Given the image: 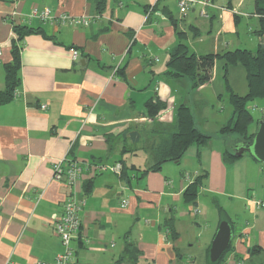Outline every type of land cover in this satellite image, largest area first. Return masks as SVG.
I'll return each instance as SVG.
<instances>
[{
	"label": "crops",
	"instance_id": "0c3cea01",
	"mask_svg": "<svg viewBox=\"0 0 264 264\" xmlns=\"http://www.w3.org/2000/svg\"><path fill=\"white\" fill-rule=\"evenodd\" d=\"M99 1L0 0V92L17 39L14 28L38 31L21 43L19 97L0 106V264L52 262L63 252L53 225L70 189L53 180L52 165L64 157L89 165L121 163L132 178L84 172L76 195L84 201L77 264H211L223 221L231 224L233 239L219 264H264V223L258 218L264 207L255 210L254 199L240 196L233 183L229 190V171L250 160L246 171L260 181L262 164L245 155L226 164L228 142L220 138L190 148L180 162L150 170L158 147L176 130L178 107L204 109L206 90L218 92L216 80L193 90L190 79L167 76L170 54L180 43L199 58L258 51L264 39L256 36L258 46L250 39V48H241L239 37L233 38L242 22L251 24L249 35L259 29L255 0H232V10L228 0H209L184 20L170 0H102L101 15ZM33 9L85 17L88 24L43 23L30 17ZM197 17L209 19L206 29ZM151 102L166 107L152 117ZM232 116L213 128L197 125L217 136ZM186 173L194 180L205 176L195 203L184 197L190 186ZM240 211H251L253 222ZM255 247L262 252L253 253Z\"/></svg>",
	"mask_w": 264,
	"mask_h": 264
},
{
	"label": "trees",
	"instance_id": "16d2710c",
	"mask_svg": "<svg viewBox=\"0 0 264 264\" xmlns=\"http://www.w3.org/2000/svg\"><path fill=\"white\" fill-rule=\"evenodd\" d=\"M231 1L228 0V8L232 10ZM104 8V1H99V15L103 13ZM255 15L259 18V29L254 34L262 40L264 39V0H255ZM235 17L238 21V16ZM14 32L17 39L13 41L12 61L5 65L6 88L0 92V106L6 105L14 100V93L19 89L22 81L20 76L22 66L21 43L26 35L38 31L34 29L32 31L25 27H15ZM217 62H222L227 82H229L230 70L234 68H243L247 78L248 92L245 96H240L233 92L228 84L233 116L228 124L220 129L218 135L219 138L225 139L228 142V146H230V148L227 146L223 154L224 162L226 164H233L241 158L235 155L234 147L236 144L249 141L254 135V133H251L250 127L255 123V118L248 109V104L256 100L264 101V48H262V45H259V50L256 52L248 49H237L222 54H209L199 58L191 54L185 44L180 43L170 54L166 75L175 78H188L192 82L193 90H196L211 82L213 78L212 71ZM165 107L166 105L163 103L158 102L154 104L151 102L148 103L147 108L150 115L155 117ZM175 123V132L170 134L168 139L164 140L158 147V162L150 170L160 171L162 166L167 162H180L190 148L197 147L201 149L214 139V137H217L205 134L199 129L192 109L186 105L178 107L175 114ZM253 160L256 161L255 159ZM126 174L127 169L123 165V176L128 181L132 180ZM136 175L133 174V178ZM204 177H198L185 191L184 197L187 203L196 202ZM230 248L220 261L211 264H219L230 251ZM261 251V247L252 249V252L255 254H259Z\"/></svg>",
	"mask_w": 264,
	"mask_h": 264
},
{
	"label": "rangeland",
	"instance_id": "374dc122",
	"mask_svg": "<svg viewBox=\"0 0 264 264\" xmlns=\"http://www.w3.org/2000/svg\"><path fill=\"white\" fill-rule=\"evenodd\" d=\"M243 10H246V9H243ZM174 11L179 16H181L179 13V10H176V8H174ZM203 17H201V18L197 17V20L201 25H204L203 28L206 29V26H208L210 24V22H209L208 18H203ZM185 18L186 17H181V20L182 19L184 20ZM235 25H236V23H235ZM250 25L251 24L247 21L242 22L241 25L238 26L237 31L234 32L233 38L236 39L237 37H239L240 42L242 43L241 48H250L249 47V46H251L250 39H252V43H254V45H256V46L259 45V40L256 37V35L255 34L249 35V33H248V27ZM237 32H238V35H237ZM205 52H211V51H205ZM73 55H74V53H73ZM212 75L214 78V79L212 78V80L213 81L216 80L215 90L218 92L215 93V95H214L212 90H209V91L206 90V92L204 93V95H205L204 100L207 103L206 104L207 107L204 109H201L199 107V110L197 108L193 107V111L196 114V117H197L196 122L198 121L199 126H202V124L203 125L209 124L213 128L214 126H216V124L218 122H220V119H222V120L224 119V122H225V120L230 115L232 116L233 108H232L231 103H230V97H229L230 94L228 93L229 92L228 91V89H229L228 84H229L230 88H232L233 92H235L236 94L241 95V96H243V94L247 93L245 90L247 89V91H248V86H247V78H246L245 70L241 67L237 68V69L234 68V69L230 70L229 82L226 81L227 79H226V76L224 73V67L221 64V62H217L215 64L213 71H212ZM220 96H221V98H220ZM248 109L252 112L253 117L255 118V123L250 127L251 133H254L257 131L258 122L262 121V119H263L264 101L263 100H256L254 102H250L248 104ZM200 111L201 112L203 111V113H201ZM212 136H215V135H212ZM219 139L220 138H218V135H217V137H214V139H212L211 141H216V140L219 141ZM228 147L230 148V146H228ZM191 151H193V150L191 149L189 153H192ZM250 158H251L250 155L245 154L243 159H250ZM243 161L244 162H241V164H238V166H236L234 171H232V170L229 171V183H230L229 190H231V188H232L231 183H233L235 192H237L240 196H249L250 198H253L254 200L252 199L253 200L252 203H253L254 209L260 210L264 207V177H262L261 180L258 181V177L256 174H251L249 169H247L249 172L246 171V168H250V167L245 166V163H249L250 160H248V162H245L247 160H243ZM256 165H259V164H256ZM262 167L264 169V164H262ZM113 174H115V173H113ZM122 175H123V170H122L121 176ZM53 180H54V178H53ZM251 181H253V185H249V183ZM258 202L261 203V206L259 208L255 204ZM219 204L220 205L225 204V200L220 198ZM210 212H209V214H210ZM212 212L214 213V216L219 215V213L216 212L215 210ZM239 214L242 217L247 218L248 220L253 222L254 217H253L251 211H249V212L247 211L244 214H243V212L240 211ZM258 216H259L258 218L261 219V222L264 223V216H262V214H258ZM244 218H243V220H244ZM257 223H260V221H258ZM235 229L237 231V228H235ZM263 257H264V255H263Z\"/></svg>",
	"mask_w": 264,
	"mask_h": 264
},
{
	"label": "built area",
	"instance_id": "2783aa9c",
	"mask_svg": "<svg viewBox=\"0 0 264 264\" xmlns=\"http://www.w3.org/2000/svg\"><path fill=\"white\" fill-rule=\"evenodd\" d=\"M158 2L161 0H157ZM176 3L179 13L182 17L187 14L197 5H209V0H170ZM205 15V13L203 12ZM31 18H38L43 23H60L65 26L77 27L79 25H87L88 21L85 17L73 18L67 14L55 15L50 9L39 11L33 9ZM3 55V44L0 42V57ZM78 52H74V59L78 58ZM19 97L18 90L14 93V99ZM42 109H46L43 106ZM264 119V114H263ZM53 178L56 182L64 184L70 189L63 207V215L56 217L54 221V230L60 239L63 247V252L56 256L52 262L39 261L36 264H77L76 258V241L82 226L81 212L84 206V201L77 198V187L83 178L84 172L90 170L93 173H103L110 171L118 176H121L123 165L115 163L114 165L98 164L89 165L70 158H63L52 165ZM185 180L191 184L194 182V177L190 174L185 175ZM128 201L124 200L123 205H127ZM259 208L261 203H255Z\"/></svg>",
	"mask_w": 264,
	"mask_h": 264
},
{
	"label": "water",
	"instance_id": "95a60500",
	"mask_svg": "<svg viewBox=\"0 0 264 264\" xmlns=\"http://www.w3.org/2000/svg\"><path fill=\"white\" fill-rule=\"evenodd\" d=\"M264 48V40L261 41ZM235 155L240 158L244 154L250 155L258 163L264 164V120L258 123L257 131L249 141L237 143L234 147ZM233 239V229L229 222L223 221L218 229L210 251V260L217 263L228 251Z\"/></svg>",
	"mask_w": 264,
	"mask_h": 264
},
{
	"label": "clouds",
	"instance_id": "9594fccd",
	"mask_svg": "<svg viewBox=\"0 0 264 264\" xmlns=\"http://www.w3.org/2000/svg\"><path fill=\"white\" fill-rule=\"evenodd\" d=\"M262 120H264V119H262Z\"/></svg>",
	"mask_w": 264,
	"mask_h": 264
}]
</instances>
